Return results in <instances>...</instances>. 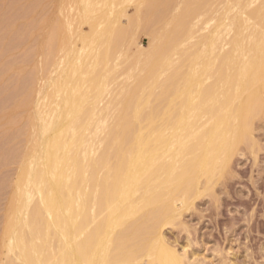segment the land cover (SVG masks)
Returning a JSON list of instances; mask_svg holds the SVG:
<instances>
[{
	"label": "bare ground",
	"instance_id": "bare-ground-1",
	"mask_svg": "<svg viewBox=\"0 0 264 264\" xmlns=\"http://www.w3.org/2000/svg\"><path fill=\"white\" fill-rule=\"evenodd\" d=\"M43 7L37 25L35 13L24 18L27 40L46 25ZM58 13L45 39L21 44L43 50L44 76L32 66L42 75L30 74L18 98L33 114L3 212L0 264H192L164 229L212 195L239 144L256 143L264 0H61ZM133 27L150 30L147 46ZM6 31L0 56L15 33Z\"/></svg>",
	"mask_w": 264,
	"mask_h": 264
},
{
	"label": "rangeland",
	"instance_id": "rangeland-1",
	"mask_svg": "<svg viewBox=\"0 0 264 264\" xmlns=\"http://www.w3.org/2000/svg\"><path fill=\"white\" fill-rule=\"evenodd\" d=\"M14 1L15 0H0V25L2 24L1 25L2 27L0 26L1 28L0 34L2 31H6L7 28L8 29L11 28L9 26L13 24L12 20L20 17L19 18L20 20L18 21L17 19L16 22L14 20L15 23L12 25L13 33L15 32L14 33L15 35L12 34L11 37L8 36V38H6L7 41L3 40V44L8 43L6 47L9 49H6L7 51L5 50L6 52L5 55L0 56V71L3 70L0 72V78L4 76V78L2 77L3 79L2 78L0 79V113L1 116H3L2 113L6 111L4 115H7L4 116L5 118L3 117L4 119H1L2 121L0 120V126L2 125L0 127V232L3 221L4 208L8 201V197H9L8 195L11 190L10 183L11 181L14 182V180L17 177L19 159L25 148L24 137H26L25 136L26 134L25 135L23 134L26 131L25 124L27 119L29 118L28 115L31 116V114H33L31 112V110L33 109L32 107H30V105L27 106V108L30 107L29 108V110L31 109L30 112L29 113L23 112L24 110L25 111L28 110L24 105H22V107L24 106L23 109L22 107H20L21 104L18 102V98H20V95L23 93L22 90H25L23 89V87L25 88L27 82H30L29 80H32L31 78L33 75L36 76V78L37 76L39 77L42 74H43L42 76H44V73H42L41 70L42 69L41 66L43 65L41 60H44L43 59L44 55L43 58H42V54L40 56V53H42L43 50L39 53L41 48H35L33 47L34 45L33 46L30 45V47L32 46L34 49H36V50L31 49L30 50L31 53H29L30 51L27 52L26 49H25L26 53H24V50L21 49L23 45L28 47L27 44L28 45L33 44V42L37 43V40L41 41L45 39V37L48 34L46 32V29L48 30L50 27H53V25H55L57 21H59L58 18L60 16L58 15L59 14L58 10H59V5L61 4V0H51V1L41 0L40 5L42 6H40L39 3H36V5L38 4L37 8L39 7L41 8L45 5L42 9H45L43 11H46L45 16L47 15L48 18L46 25L44 24H42L43 26L40 24L38 25L40 26V28L42 27V29H40L42 31H40L36 25L40 21L38 19H41L42 18L41 16L44 15V12L43 15L42 13L41 15L37 14L41 12L39 11L40 8L39 10L36 8L38 11L36 10H34V12L32 11L37 15V17L35 15V20L38 18L39 15L41 17L37 19L38 21L36 20L37 23L35 21L36 23L35 28L37 27L36 29L39 30L40 32L34 29L40 34H38L39 35L38 37L35 32V34H33L32 37L28 38V40L30 39V41H33L32 39L33 37H35L34 35H36L38 39L35 37L36 41L34 40L33 42H30L26 39V37H28L26 36V34L29 35L31 31L30 32H28V30L26 31V28L30 30L31 27L29 28L30 26V24H28L29 19H27V21L25 19L31 17L30 13L32 12L29 13L30 16L27 14L30 11V9H32L34 6V5L32 6V4L37 0H33V1L17 0L15 2ZM29 1L31 4L29 3ZM42 1H45L46 3L48 1V3L46 4L44 2L45 3L44 4ZM30 5L32 8L29 7ZM36 5L34 7H36ZM47 11L50 12L47 13ZM132 11H133V6H129L128 12L131 13ZM53 12L54 13L57 12V14L56 13L54 14ZM32 17H34V15ZM124 19L125 18H123V20ZM24 21L27 22L28 24L27 27H25L26 25ZM9 23L12 24L10 25ZM17 25L18 26L20 25V27H18ZM153 27L155 26H152L151 28ZM12 28L10 29L11 31ZM133 28H134L133 31L136 30L135 31L137 34L136 37L138 42H140L141 47L147 46L148 34H146L145 31L147 28L146 27L145 29H142V27L141 28L133 27ZM10 30L6 31V33L8 32L7 34H11ZM82 30L84 32L88 31L89 26L86 23L83 24ZM149 31L150 30H148V32ZM41 32H43L45 35L43 36ZM138 32L141 34H139ZM57 44L59 45L58 42ZM20 45L21 47L18 48L17 46ZM58 45H56L54 49L57 50ZM61 46H60L61 47L60 51H63L65 48L67 49V45L65 46V44L64 45L62 44ZM54 52H56V54L54 53V56L57 58L58 52L55 50ZM33 54L40 56L41 58L35 57L37 60L34 58L36 62H33L32 57L35 56ZM37 61L38 62L40 61L41 63H38ZM35 63L38 64L37 68H36L37 64ZM39 64L41 65L40 67ZM5 65L8 67L9 70L5 68ZM8 65L9 66L12 65V66L9 68ZM32 66L33 67L35 66L34 69H38L39 67L40 69L38 70L39 71L41 70L40 73L42 74L38 73L39 72L38 70L34 71ZM29 67L32 68L31 71L34 72V74L32 72L31 73L28 72L29 74L27 73V71H30L28 70ZM22 71L24 73L26 72L25 75L22 74L23 73ZM30 74L32 76H30ZM22 75L23 77H21ZM53 76H54L53 73H51L50 77L53 78ZM22 78L24 81H22ZM16 101L18 105L16 104ZM16 105L17 106L20 105L19 107L21 110L17 108ZM9 111L11 113H9ZM11 115L16 116L17 119L14 121L17 122L16 123L17 125H15L14 121L10 123L5 121V119L7 118L9 119ZM18 116H20L19 119L21 117L24 118H21V120L18 121ZM7 123L9 124V126L8 125L5 126ZM11 123L13 124L11 125ZM252 129H253L251 130L252 135L250 134L251 139L250 138L249 139L252 140L253 142H256L254 143L255 145H252L253 147L252 148L251 144L249 143L250 141L238 145L239 147L237 150L238 153H235L228 167V169L230 170L229 171L227 170L224 176L219 178L221 181L218 179L219 183L215 184L214 186L215 187V189L213 190L214 194L212 193V195L210 194V196L209 195L202 196L199 199L195 200L193 206L191 207L192 208L191 210L189 209L187 212L183 211L185 213H182L183 214L181 217L182 221L178 219L174 224L175 226L170 225L169 227L168 225L164 229L168 240L171 241V244L175 245V247L179 249L181 253L186 251L185 253L189 258L188 260H190L192 264H264V114L263 112L262 115L258 117L257 120L254 121ZM1 239L2 237L0 238V262H2L5 259L4 242L2 243L3 239L2 240ZM141 262L139 264L148 263L146 260L143 261L142 263Z\"/></svg>",
	"mask_w": 264,
	"mask_h": 264
}]
</instances>
